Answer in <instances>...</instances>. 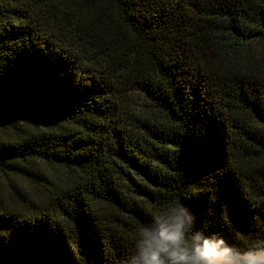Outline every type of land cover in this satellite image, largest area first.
<instances>
[{
  "label": "trees",
  "instance_id": "16d2710c",
  "mask_svg": "<svg viewBox=\"0 0 264 264\" xmlns=\"http://www.w3.org/2000/svg\"><path fill=\"white\" fill-rule=\"evenodd\" d=\"M165 196L264 238V0H0V264H114Z\"/></svg>",
  "mask_w": 264,
  "mask_h": 264
},
{
  "label": "clouds",
  "instance_id": "9594fccd",
  "mask_svg": "<svg viewBox=\"0 0 264 264\" xmlns=\"http://www.w3.org/2000/svg\"><path fill=\"white\" fill-rule=\"evenodd\" d=\"M147 222L138 221L131 243L114 264H264V238L237 248L195 226L179 197L154 202Z\"/></svg>",
  "mask_w": 264,
  "mask_h": 264
}]
</instances>
